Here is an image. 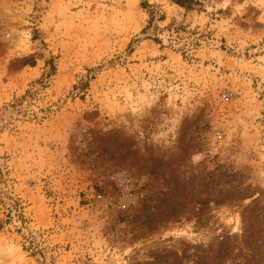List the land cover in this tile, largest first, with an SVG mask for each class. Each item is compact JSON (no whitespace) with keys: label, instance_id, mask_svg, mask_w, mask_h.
<instances>
[{"label":"rangeland","instance_id":"obj_1","mask_svg":"<svg viewBox=\"0 0 264 264\" xmlns=\"http://www.w3.org/2000/svg\"><path fill=\"white\" fill-rule=\"evenodd\" d=\"M143 1L0 0V264H264V0Z\"/></svg>","mask_w":264,"mask_h":264},{"label":"trees","instance_id":"obj_2","mask_svg":"<svg viewBox=\"0 0 264 264\" xmlns=\"http://www.w3.org/2000/svg\"><path fill=\"white\" fill-rule=\"evenodd\" d=\"M173 3L185 8L186 10L190 11L193 9H198L202 6V2L200 0H172ZM142 7L149 13V21L148 26L143 29L144 33H150L153 35V38L157 43L161 44L163 42L162 38L158 36L159 33H163L166 30L169 32V37L171 41H175V43H181V27L179 23L173 20L167 27L161 28L156 21H163L165 20V15L160 13L159 7L153 4H150L147 0L142 2ZM185 44V43H184ZM184 49V52L190 53L191 49L188 45H181ZM180 46L179 49H182ZM31 65H35V61H32Z\"/></svg>","mask_w":264,"mask_h":264}]
</instances>
